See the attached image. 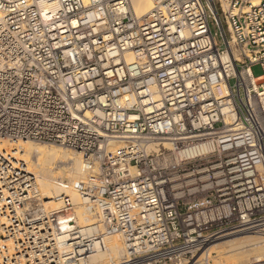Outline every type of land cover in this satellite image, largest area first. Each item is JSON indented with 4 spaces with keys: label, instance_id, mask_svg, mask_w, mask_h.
<instances>
[{
    "label": "built area",
    "instance_id": "built-area-1",
    "mask_svg": "<svg viewBox=\"0 0 264 264\" xmlns=\"http://www.w3.org/2000/svg\"><path fill=\"white\" fill-rule=\"evenodd\" d=\"M152 1L0 0V264H83L109 236L119 264H221L210 243L264 232V0ZM21 141L81 156L92 226L46 205L1 147Z\"/></svg>",
    "mask_w": 264,
    "mask_h": 264
},
{
    "label": "bare ground",
    "instance_id": "bare-ground-1",
    "mask_svg": "<svg viewBox=\"0 0 264 264\" xmlns=\"http://www.w3.org/2000/svg\"><path fill=\"white\" fill-rule=\"evenodd\" d=\"M252 2L258 4L260 0H252ZM131 3L133 11L138 17L145 16L153 9L152 0H131ZM8 146L2 144L1 147L7 148V152L13 153V156L18 160L24 161L27 170L35 175L39 190L49 200L47 206L54 207L53 198L63 193L68 194L71 196L72 202L77 205V215L81 226H92L95 223L94 207L80 205L81 199L76 188L77 183L85 176L81 156L68 151V149L31 141L18 142L14 149ZM259 234L261 235L223 236L222 239L210 243L205 253L210 254L212 251H216L228 254L240 251L245 247L259 248L261 246L264 248V232ZM107 241L109 246L107 252L93 254L83 264H119L127 253L122 239L117 236H109ZM261 256H264V252ZM258 261L264 262L262 259H258Z\"/></svg>",
    "mask_w": 264,
    "mask_h": 264
},
{
    "label": "rangeland",
    "instance_id": "rangeland-1",
    "mask_svg": "<svg viewBox=\"0 0 264 264\" xmlns=\"http://www.w3.org/2000/svg\"><path fill=\"white\" fill-rule=\"evenodd\" d=\"M211 26H212L213 32L217 33V40H221V37L219 35V30L217 28V25H216V22L214 19H211ZM252 71H253V74L255 76H259L263 73V68L261 65H254V66H252ZM16 144L17 143H15V145L14 144L11 145V143H7V145H9L8 147H10V145H11L10 148L13 147V149L15 148ZM39 144H44V143H39ZM51 146L58 147L61 149H65V150L68 149V148L58 146V145H54V144ZM68 151H71V152L75 153L76 155H79L77 152H75L73 150L68 149ZM255 235L260 236L261 234H255ZM260 248H261V250H260ZM263 252H264V248L261 246L259 248L245 247L240 251H236L233 253L230 252L228 254H227V252L225 254V252L212 251L209 254V257L211 260H214V261L219 262L221 264H246V263H250V262H256V261H258V259L264 260V256H261V255H263ZM261 262H263V261H261Z\"/></svg>",
    "mask_w": 264,
    "mask_h": 264
}]
</instances>
